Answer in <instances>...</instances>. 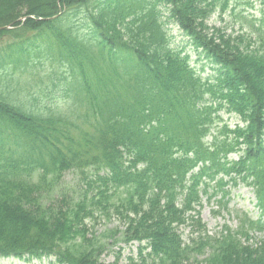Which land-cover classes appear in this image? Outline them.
<instances>
[{"label":"trees","instance_id":"trees-1","mask_svg":"<svg viewBox=\"0 0 264 264\" xmlns=\"http://www.w3.org/2000/svg\"><path fill=\"white\" fill-rule=\"evenodd\" d=\"M248 7L0 0V28L15 27L0 30V257L99 264L116 233L94 235L87 222L103 216L124 228L114 244H144L128 264H264V239L244 244L264 232V16ZM214 13L240 31L209 26ZM170 22L213 74L200 77L171 46ZM221 112L244 126L220 124ZM67 172L83 190H60ZM239 184L257 220L236 212L239 228L207 235L202 195L225 210Z\"/></svg>","mask_w":264,"mask_h":264},{"label":"rangeland","instance_id":"rangeland-1","mask_svg":"<svg viewBox=\"0 0 264 264\" xmlns=\"http://www.w3.org/2000/svg\"><path fill=\"white\" fill-rule=\"evenodd\" d=\"M254 8L253 11L255 14H257L262 9L264 10V5L262 4V0H254ZM224 22V23H223ZM223 22H220L217 17H213L210 20V23H213L215 25H220L221 27H226L230 31V18L225 17L223 19ZM236 28V27H235ZM171 35H174V44H180L184 42L186 44V39L182 38L179 35V32H177V28L174 27L170 31ZM188 47V45H185ZM188 52L193 60H195L196 56L192 52L190 48H188ZM198 68V66H197ZM209 69L206 68L203 76H206L209 74ZM222 123H226L229 126L233 127L235 124H237L236 119L233 115H222ZM78 181V178L73 172H68L65 174L63 184L65 186H69L71 184H76ZM218 199V196L211 199V201H207L206 197L204 196L202 199V208L200 211L201 220L203 224L206 226V230L210 236L214 235L217 231H220V229L223 226H227L228 228L234 229L238 223L232 213L226 214V211L220 210L219 215L212 214V210H218L217 209V203L216 200ZM228 210L230 212L240 211L244 212L247 211L249 213V216L252 217V219L256 220L258 216V211L254 207V200L253 196L250 192V190L243 186L239 185L237 188L231 190L230 194V203L228 206ZM88 229L90 232L94 234H101L105 230L113 229L118 232H120L123 228L114 220H98L95 224H88ZM189 230V229H188ZM187 229L183 231L184 238L187 235L188 232ZM264 233V232H263ZM263 233H258V231L254 230L250 232V238L252 243H258L261 239L264 238ZM121 244H118L117 246H120ZM117 247L111 246L110 250L105 252L103 256L100 259V262L102 264H128V257H134L138 258V251H137V245H127L125 247L124 245H121L120 249H116ZM208 253H206L203 256H200L198 259L202 260L204 257L207 256ZM0 264H57L54 259L52 258H42L40 260H31V261H24L17 258H3L0 259ZM146 264H153L150 263V261L146 258ZM157 264V262L155 263Z\"/></svg>","mask_w":264,"mask_h":264}]
</instances>
